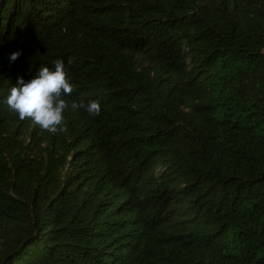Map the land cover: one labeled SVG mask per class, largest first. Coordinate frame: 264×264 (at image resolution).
I'll return each mask as SVG.
<instances>
[{
    "label": "trees",
    "instance_id": "obj_1",
    "mask_svg": "<svg viewBox=\"0 0 264 264\" xmlns=\"http://www.w3.org/2000/svg\"><path fill=\"white\" fill-rule=\"evenodd\" d=\"M58 58L52 134L5 101ZM0 264H264V0H0Z\"/></svg>",
    "mask_w": 264,
    "mask_h": 264
},
{
    "label": "clouds",
    "instance_id": "obj_2",
    "mask_svg": "<svg viewBox=\"0 0 264 264\" xmlns=\"http://www.w3.org/2000/svg\"><path fill=\"white\" fill-rule=\"evenodd\" d=\"M19 56L20 52L15 51L9 59L15 61ZM73 91L64 62L58 58L52 68L39 67L27 81L18 77L16 85L10 87L5 102L20 120L30 119L33 125L52 134L66 133L68 128L64 113L67 109L75 111L83 108L92 117L101 112V105L96 100L85 103L66 99Z\"/></svg>",
    "mask_w": 264,
    "mask_h": 264
}]
</instances>
